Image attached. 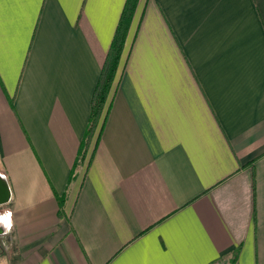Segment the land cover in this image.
Here are the masks:
<instances>
[{"label":"crops","instance_id":"crops-1","mask_svg":"<svg viewBox=\"0 0 264 264\" xmlns=\"http://www.w3.org/2000/svg\"><path fill=\"white\" fill-rule=\"evenodd\" d=\"M125 3L4 6L0 258L264 264V0H138L76 164Z\"/></svg>","mask_w":264,"mask_h":264},{"label":"trees","instance_id":"trees-1","mask_svg":"<svg viewBox=\"0 0 264 264\" xmlns=\"http://www.w3.org/2000/svg\"><path fill=\"white\" fill-rule=\"evenodd\" d=\"M137 2L138 0H126L124 5L91 96L90 115L84 135L80 142L76 164L85 160L94 134L99 129L98 135L100 136L106 118L108 117L112 103L110 96L115 87L120 59ZM72 174L73 172L70 174L69 180H71ZM63 202L64 199L60 198V206Z\"/></svg>","mask_w":264,"mask_h":264},{"label":"snow or ice","instance_id":"snow-or-ice-1","mask_svg":"<svg viewBox=\"0 0 264 264\" xmlns=\"http://www.w3.org/2000/svg\"><path fill=\"white\" fill-rule=\"evenodd\" d=\"M37 0H0V75H3L4 72V34H5V17H4V6L5 4H34ZM3 177H0L2 180ZM142 264H159L156 261H143ZM201 264H206V262H201Z\"/></svg>","mask_w":264,"mask_h":264},{"label":"clouds","instance_id":"clouds-1","mask_svg":"<svg viewBox=\"0 0 264 264\" xmlns=\"http://www.w3.org/2000/svg\"><path fill=\"white\" fill-rule=\"evenodd\" d=\"M0 207H3V205H0ZM13 227V211L11 209L5 208L3 212H0V229H3V232L0 233V237L10 236ZM4 247L8 251L11 250V245L7 240L4 241ZM0 264H9L7 257L0 258Z\"/></svg>","mask_w":264,"mask_h":264},{"label":"water","instance_id":"water-1","mask_svg":"<svg viewBox=\"0 0 264 264\" xmlns=\"http://www.w3.org/2000/svg\"><path fill=\"white\" fill-rule=\"evenodd\" d=\"M1 177V175H0ZM9 200V190L5 179L0 180V205L7 203Z\"/></svg>","mask_w":264,"mask_h":264},{"label":"rangeland","instance_id":"rangeland-1","mask_svg":"<svg viewBox=\"0 0 264 264\" xmlns=\"http://www.w3.org/2000/svg\"><path fill=\"white\" fill-rule=\"evenodd\" d=\"M220 264H233V260H231L230 263H220Z\"/></svg>","mask_w":264,"mask_h":264}]
</instances>
